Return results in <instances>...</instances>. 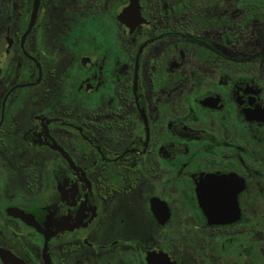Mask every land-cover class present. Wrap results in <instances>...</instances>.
<instances>
[{"label":"flooded vegetation","instance_id":"obj_1","mask_svg":"<svg viewBox=\"0 0 264 264\" xmlns=\"http://www.w3.org/2000/svg\"><path fill=\"white\" fill-rule=\"evenodd\" d=\"M0 264H264V0H0Z\"/></svg>","mask_w":264,"mask_h":264}]
</instances>
